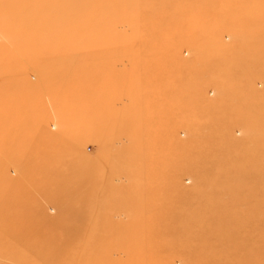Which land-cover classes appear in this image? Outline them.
Segmentation results:
<instances>
[{"label":"rangeland","instance_id":"1","mask_svg":"<svg viewBox=\"0 0 264 264\" xmlns=\"http://www.w3.org/2000/svg\"><path fill=\"white\" fill-rule=\"evenodd\" d=\"M0 264H264V0H0Z\"/></svg>","mask_w":264,"mask_h":264}]
</instances>
